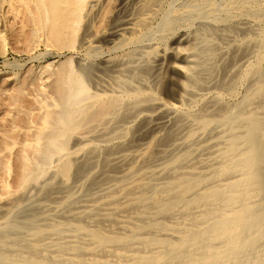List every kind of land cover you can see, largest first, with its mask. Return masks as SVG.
Returning <instances> with one entry per match:
<instances>
[{"label": "bare ground", "instance_id": "6f19581e", "mask_svg": "<svg viewBox=\"0 0 264 264\" xmlns=\"http://www.w3.org/2000/svg\"><path fill=\"white\" fill-rule=\"evenodd\" d=\"M28 1L84 58L0 96V264H264L260 0Z\"/></svg>", "mask_w": 264, "mask_h": 264}, {"label": "rangeland", "instance_id": "374dc122", "mask_svg": "<svg viewBox=\"0 0 264 264\" xmlns=\"http://www.w3.org/2000/svg\"><path fill=\"white\" fill-rule=\"evenodd\" d=\"M174 1V0H173ZM187 0H178L175 5ZM261 2V25L264 28V0ZM109 5L108 7H112ZM102 25V24H101ZM40 26L38 16L33 4L28 0H13L0 9V96L6 98L19 84L26 85V92L31 95L40 94L41 84H51L49 77L52 72H37L40 66L51 61L71 60L76 66V61L84 58L83 52L78 49L77 38L73 48H62L52 39L43 36L36 30ZM52 69H56L53 67ZM51 69V70H52ZM17 74L18 79L12 80ZM50 78V79H48ZM48 87H45L47 89ZM41 99L40 96H38ZM22 220L18 217L17 221Z\"/></svg>", "mask_w": 264, "mask_h": 264}]
</instances>
